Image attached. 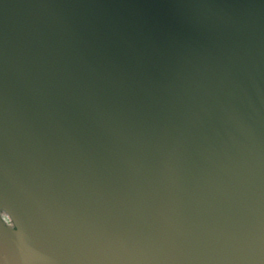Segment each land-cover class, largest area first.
<instances>
[{
    "label": "water",
    "instance_id": "obj_1",
    "mask_svg": "<svg viewBox=\"0 0 264 264\" xmlns=\"http://www.w3.org/2000/svg\"><path fill=\"white\" fill-rule=\"evenodd\" d=\"M0 264H264V0H0Z\"/></svg>",
    "mask_w": 264,
    "mask_h": 264
},
{
    "label": "built area",
    "instance_id": "obj_2",
    "mask_svg": "<svg viewBox=\"0 0 264 264\" xmlns=\"http://www.w3.org/2000/svg\"><path fill=\"white\" fill-rule=\"evenodd\" d=\"M6 220H7L8 223H12L11 220H9V219H6Z\"/></svg>",
    "mask_w": 264,
    "mask_h": 264
}]
</instances>
